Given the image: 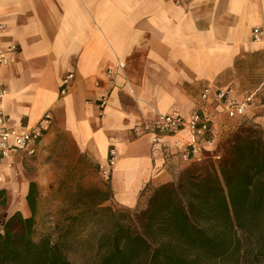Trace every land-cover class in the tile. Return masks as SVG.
<instances>
[{
	"label": "crops",
	"instance_id": "0c3cea01",
	"mask_svg": "<svg viewBox=\"0 0 264 264\" xmlns=\"http://www.w3.org/2000/svg\"><path fill=\"white\" fill-rule=\"evenodd\" d=\"M0 23V39L18 49L15 62L0 68L7 88L4 111L15 127L34 126L44 112L51 113L31 157L35 173L29 176L27 162H20L16 174L6 170L0 182L10 213L23 216L31 215L29 183L45 193L55 160L62 169L90 165L95 186L110 191L108 203L141 208L154 187L190 164L166 155L194 138L184 129L153 144L147 137L133 139L131 127L155 112L199 110L202 88L219 87L239 58L258 55L264 71V0H0ZM255 27L262 33L257 39ZM117 59L124 63L127 84L113 88L100 112L95 97L107 87L105 71ZM67 72L74 80L61 95L60 79ZM234 89L238 97L247 93ZM254 91L243 121L264 127V86ZM206 109L220 131L233 121L217 102ZM218 141L205 145L206 152ZM110 146L117 159L105 179L98 165L106 162Z\"/></svg>",
	"mask_w": 264,
	"mask_h": 264
},
{
	"label": "trees",
	"instance_id": "16d2710c",
	"mask_svg": "<svg viewBox=\"0 0 264 264\" xmlns=\"http://www.w3.org/2000/svg\"><path fill=\"white\" fill-rule=\"evenodd\" d=\"M215 151L154 187L126 222L112 210L95 264H264V128L240 125ZM37 197L30 182L31 215L1 213L0 264H74L48 237L34 240Z\"/></svg>",
	"mask_w": 264,
	"mask_h": 264
},
{
	"label": "rangeland",
	"instance_id": "374dc122",
	"mask_svg": "<svg viewBox=\"0 0 264 264\" xmlns=\"http://www.w3.org/2000/svg\"><path fill=\"white\" fill-rule=\"evenodd\" d=\"M228 84L237 88L240 93L260 90L264 86V71L263 63L258 55L252 54L239 58L233 70L224 75L223 82L216 85L221 87ZM245 124L258 125L249 119L240 124L235 121L227 123L226 129L219 136L216 151L219 143L228 134ZM258 126L264 128L261 125ZM204 154L208 153L204 150L203 156ZM34 159L21 160L23 164L27 162L25 169L29 176L36 171L33 165ZM19 163L17 162L14 170L6 173L15 175ZM61 164L56 160L53 161V183L50 184L49 189L45 193L37 189V196L40 198L36 209L33 238L39 241L43 237H48L52 243L59 244L62 252L74 264H95L104 252V247L99 245V238L111 230L114 218L120 215L122 222H126L139 209H129L108 203L109 196L102 192L109 193V189L95 186L93 181L95 175L90 165L62 169ZM112 210L117 212L116 216L113 215ZM2 212L10 213L8 201L4 207H0V215Z\"/></svg>",
	"mask_w": 264,
	"mask_h": 264
},
{
	"label": "built area",
	"instance_id": "2783aa9c",
	"mask_svg": "<svg viewBox=\"0 0 264 264\" xmlns=\"http://www.w3.org/2000/svg\"><path fill=\"white\" fill-rule=\"evenodd\" d=\"M4 30V25L0 23V35ZM259 28L252 29V37L257 39L261 36ZM18 49L16 44L4 42L0 39V68L9 66L16 60ZM124 63L116 60L114 68L105 71L107 87L95 97L100 112L107 105L113 88L127 84L126 76L123 73ZM121 76V80H119ZM74 80V73L67 72L60 79L59 93L66 94ZM7 93V88L0 81V181L4 178L5 171L14 170L17 162L26 158H31L37 152L39 142L45 130L51 122V113L46 111L38 122L31 127H15L12 125L9 115L3 109V99ZM255 91L247 92L241 97L236 96L233 86L213 87L205 85L199 93V99L203 107L199 110L183 114L174 109L168 112H155L152 117L139 120L131 127L132 138L147 137L151 143H157L162 135L174 134L180 130H188L193 136V140L186 147L176 153L166 155L167 159L176 158L184 162H193L203 156L205 145H211L216 137L223 131L213 127V114L206 109L210 102H217L220 111L224 113L226 119L241 123L255 98ZM117 153L114 146H110L106 162L98 165V171L105 178L110 177L112 168L116 162Z\"/></svg>",
	"mask_w": 264,
	"mask_h": 264
}]
</instances>
